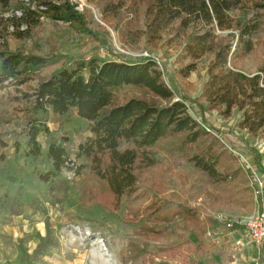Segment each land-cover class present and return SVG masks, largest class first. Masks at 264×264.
Listing matches in <instances>:
<instances>
[{"label":"rangeland","instance_id":"1","mask_svg":"<svg viewBox=\"0 0 264 264\" xmlns=\"http://www.w3.org/2000/svg\"><path fill=\"white\" fill-rule=\"evenodd\" d=\"M146 1L98 0L100 6L121 4L118 14H103L94 0H72L84 13L89 34L44 18L31 38L7 39L11 52L21 50L48 62L22 85L13 80L0 85V264H263L262 250L243 234L242 238L219 222L213 237L206 235L209 230L198 237L193 230H183L175 215L184 207L209 224V218L245 221L260 210L264 178L259 190L235 153H243L252 170L264 176V137L251 136L239 127L242 112L234 109L229 118H223L203 100L210 55L197 60L196 69L184 76L180 70L191 62L183 52L186 37L172 27L159 41H149L144 34ZM246 1V16L259 15L261 27L253 39V52L237 60L235 67L253 75L264 69V8L252 7V0L243 4ZM91 57L102 62H158L174 100L183 102L188 113L235 157L237 167L247 174V184L208 185L203 173L157 146L153 149L156 164L141 171L135 193L116 204L106 185L90 173L89 161L76 157L78 145L91 133L88 122L75 110L42 114L49 134L39 140L44 154L49 142L65 140L68 158L82 169L76 175L64 169L51 182H41L38 173L47 166L45 156L24 160L15 157L13 149L25 133L34 90L40 79L75 59ZM160 215L168 220H160ZM166 224L177 233L155 236L147 229ZM236 239L241 242L235 243Z\"/></svg>","mask_w":264,"mask_h":264},{"label":"trees","instance_id":"2","mask_svg":"<svg viewBox=\"0 0 264 264\" xmlns=\"http://www.w3.org/2000/svg\"><path fill=\"white\" fill-rule=\"evenodd\" d=\"M97 1L101 13L118 14L121 4L111 2L103 7ZM252 1V7L264 8V0ZM243 2L147 0L144 34L155 43L169 28L176 27L180 37H186L183 52L191 62L180 70L184 76L196 69L197 60L210 55L203 100L223 118H229L234 109L242 112L239 127L251 136L264 137V69L248 75L235 67L237 60L253 52V39L261 27L259 15L252 12L246 16L247 1ZM236 11H243L244 16H236ZM44 18L80 33L90 32L84 13L72 0H0V85L9 80L22 85L46 66V58L21 50L11 52L7 45L8 38H31ZM129 91L141 95L127 96ZM33 96L25 133L14 142L13 149L14 156L24 160L45 156L47 166L38 173L43 183L51 182L64 169L75 175L82 169L68 158L65 140L49 142L45 154L39 140L49 134L42 114L51 111L64 115L71 110L88 122L91 133L78 145L76 157L89 161L90 173L106 185L116 204L131 197L139 173L156 164L153 149L157 146L203 173L208 185L248 182L235 157L196 122L183 102L174 100L152 59L133 63L102 62L96 57L75 59L40 79ZM175 215L182 221L183 230H193L198 237L219 226L213 218L205 224L197 212L184 207ZM159 219L166 220L164 216ZM147 229L155 236L177 233L170 224Z\"/></svg>","mask_w":264,"mask_h":264},{"label":"built area","instance_id":"3","mask_svg":"<svg viewBox=\"0 0 264 264\" xmlns=\"http://www.w3.org/2000/svg\"><path fill=\"white\" fill-rule=\"evenodd\" d=\"M157 62V61H156ZM156 64H159L158 62ZM187 108V107H186ZM188 110V108H187ZM195 119V115H191ZM196 120V119H195ZM198 124L200 122L196 120ZM207 132H211L204 125L200 124ZM235 155L239 158V162L242 167L247 169L250 174V178L252 182L257 185L258 189L261 190L263 188V178L260 177L256 172H254L245 157H243V153L236 152ZM223 224V227L229 230L239 228L242 231L244 237L251 242V244L257 248L258 250H262V262L264 264V203L261 204V208L258 211H255L250 217H248L245 221L242 220H218ZM206 235L210 238L214 236V231L208 229Z\"/></svg>","mask_w":264,"mask_h":264},{"label":"crops","instance_id":"4","mask_svg":"<svg viewBox=\"0 0 264 264\" xmlns=\"http://www.w3.org/2000/svg\"><path fill=\"white\" fill-rule=\"evenodd\" d=\"M231 231H233V232H234V231L239 232L240 234H238V235H241L240 237L243 238L241 229L236 228V229H232ZM240 242H241V240L236 239V242H235V243H240ZM253 247H254V246H253ZM253 250H254V249H253Z\"/></svg>","mask_w":264,"mask_h":264}]
</instances>
